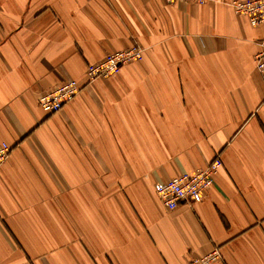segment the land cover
I'll return each mask as SVG.
<instances>
[{
    "label": "crops",
    "instance_id": "crops-1",
    "mask_svg": "<svg viewBox=\"0 0 264 264\" xmlns=\"http://www.w3.org/2000/svg\"><path fill=\"white\" fill-rule=\"evenodd\" d=\"M230 1L0 0V264H264V27ZM216 156L201 201L161 203L157 182Z\"/></svg>",
    "mask_w": 264,
    "mask_h": 264
},
{
    "label": "built area",
    "instance_id": "built-area-1",
    "mask_svg": "<svg viewBox=\"0 0 264 264\" xmlns=\"http://www.w3.org/2000/svg\"><path fill=\"white\" fill-rule=\"evenodd\" d=\"M168 3L175 0H164ZM204 3L206 0H189ZM233 11L248 18L252 26L264 27V0H232L229 2ZM259 50L254 54L253 60L256 69L264 73V37L259 41ZM142 49L138 45H131L126 49L108 53L102 61L88 64L86 74L91 82L97 77H104L118 73L122 65L138 60ZM81 90V86L74 79H69L52 90L39 95L38 104L46 113L59 111L66 103L71 101ZM9 145L0 144V166L8 156ZM221 166L218 156L214 157L205 167L193 171H183L180 174L157 182L155 192L161 203L169 210H173L180 202L194 203L203 199L205 191L212 185L214 175ZM219 256L217 249L195 257L187 264H211Z\"/></svg>",
    "mask_w": 264,
    "mask_h": 264
}]
</instances>
